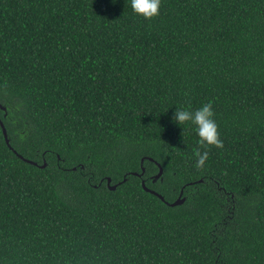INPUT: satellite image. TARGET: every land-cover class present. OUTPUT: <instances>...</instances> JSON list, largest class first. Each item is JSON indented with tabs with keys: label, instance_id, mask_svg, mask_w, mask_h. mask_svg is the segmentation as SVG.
<instances>
[{
	"label": "trees",
	"instance_id": "trees-1",
	"mask_svg": "<svg viewBox=\"0 0 264 264\" xmlns=\"http://www.w3.org/2000/svg\"><path fill=\"white\" fill-rule=\"evenodd\" d=\"M0 104V264H264V0H0Z\"/></svg>",
	"mask_w": 264,
	"mask_h": 264
},
{
	"label": "clouds",
	"instance_id": "clouds-1",
	"mask_svg": "<svg viewBox=\"0 0 264 264\" xmlns=\"http://www.w3.org/2000/svg\"><path fill=\"white\" fill-rule=\"evenodd\" d=\"M129 5L133 13L146 20L159 15L161 0H129ZM214 109L211 102L203 103L198 108L193 109L190 105L187 107H175L172 120L178 125L188 124L192 126V131L198 137L197 143L204 146L223 147V141L220 139L218 124L214 119ZM196 167H203L208 159V152L196 150Z\"/></svg>",
	"mask_w": 264,
	"mask_h": 264
},
{
	"label": "water",
	"instance_id": "water-1",
	"mask_svg": "<svg viewBox=\"0 0 264 264\" xmlns=\"http://www.w3.org/2000/svg\"><path fill=\"white\" fill-rule=\"evenodd\" d=\"M0 108H1L2 110H5V107L2 106L1 104H0ZM0 127H1V130H2V133H3L4 139H5V142H6L7 144H9V139H8V137H7L6 128H5V126L3 125V123H2L1 120H0ZM19 157L22 158V159H24V160H26V161H28V162L33 163L32 161L23 158L21 155H19ZM149 159L152 160V158H149ZM156 164H157V166H158V172L154 175L153 181H155V180H157L158 178H160L161 175H162V172H163V169H162L160 163L156 162ZM143 171H144V169L142 168V173H143ZM134 174L139 175V174L136 173V172H134ZM110 181H111L110 178L107 177V184H109ZM200 181H201V180H200ZM115 187H116V185H109V188H110V189H115ZM142 187H143L144 190H146V191H148V192H150V193H152V194L158 196L161 200H164V197H163L161 194L157 193L156 191H154V190H152V189H149V188L145 185L144 181H142ZM182 193H183V190L180 191L178 197H177L173 202H171V203L166 202V203L169 204L170 206H175V205H180V204H182V203L185 201V197L182 196Z\"/></svg>",
	"mask_w": 264,
	"mask_h": 264
}]
</instances>
